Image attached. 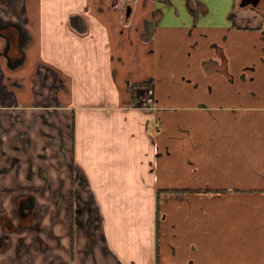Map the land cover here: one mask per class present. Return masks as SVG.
Returning <instances> with one entry per match:
<instances>
[{"label": "crops", "instance_id": "obj_1", "mask_svg": "<svg viewBox=\"0 0 264 264\" xmlns=\"http://www.w3.org/2000/svg\"><path fill=\"white\" fill-rule=\"evenodd\" d=\"M239 1L24 0L23 64L0 37V193L40 231L0 264H264V0Z\"/></svg>", "mask_w": 264, "mask_h": 264}, {"label": "flooded vegetation", "instance_id": "obj_2", "mask_svg": "<svg viewBox=\"0 0 264 264\" xmlns=\"http://www.w3.org/2000/svg\"><path fill=\"white\" fill-rule=\"evenodd\" d=\"M8 2L10 9L0 8V14L3 16L0 18V37L6 42L2 54L8 57L10 66L16 68L24 63V60L23 63L21 62V59L25 55L24 49L26 46H23V42L25 39L27 42L29 41V35L26 32L25 39L20 35V27L23 28V32L25 31L22 24V7L24 5V0H9ZM239 2H241V0ZM254 9L259 10L257 7ZM10 16H13V19H11ZM6 194V192L0 193V252L11 248L13 262L17 263L29 252L26 239L19 234V231L24 229L40 231V226L34 223V220L37 217L35 211L37 208V202L31 199L23 202L18 201L14 208V216L12 218L6 213L2 203L6 198ZM73 196V203L71 204L72 209L74 207L73 222L74 225L79 226L85 234L88 240L86 253L90 255L100 241L96 236L98 224L95 211L90 210L89 204L83 206V204L79 202L80 195L78 192H74ZM85 213H88V216L84 219L82 216ZM41 247L43 251L46 250L45 245L42 244Z\"/></svg>", "mask_w": 264, "mask_h": 264}, {"label": "water", "instance_id": "obj_3", "mask_svg": "<svg viewBox=\"0 0 264 264\" xmlns=\"http://www.w3.org/2000/svg\"><path fill=\"white\" fill-rule=\"evenodd\" d=\"M239 6L241 7V8H245V7H248V6H252L253 8H259V9H262L263 8V4L261 3V0H241V2L239 3ZM131 11H132V8L129 6L128 8H127V15H130V13H131ZM79 19V18H78ZM79 21H80V19L77 21V28H79V30L81 31V32H83V30L85 29V25H84V23L83 24H80L79 23ZM73 24V23H72ZM74 26V25H73ZM75 27V26H74ZM23 28L22 27H20V35L22 36V37H24V39H25V35H26V32L24 31L23 32V30H22ZM26 43H27V40L25 39V41L23 42V46H25L26 45ZM24 57H25V55H24ZM24 57L21 59V62L23 63V60H24ZM20 62V63H21ZM18 65H19V63H18ZM17 65V66H18Z\"/></svg>", "mask_w": 264, "mask_h": 264}, {"label": "trees", "instance_id": "obj_4", "mask_svg": "<svg viewBox=\"0 0 264 264\" xmlns=\"http://www.w3.org/2000/svg\"><path fill=\"white\" fill-rule=\"evenodd\" d=\"M75 196V195H74ZM74 203H75V201H74Z\"/></svg>", "mask_w": 264, "mask_h": 264}]
</instances>
